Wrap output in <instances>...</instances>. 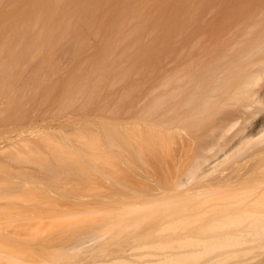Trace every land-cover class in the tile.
Here are the masks:
<instances>
[{
	"label": "bare ground",
	"instance_id": "1",
	"mask_svg": "<svg viewBox=\"0 0 264 264\" xmlns=\"http://www.w3.org/2000/svg\"><path fill=\"white\" fill-rule=\"evenodd\" d=\"M161 1L159 3L163 5L168 2V6H160V9L167 8V11L163 12H167L166 19L163 18L166 22H162V16L160 18L165 9L158 10L157 5H154L157 0L151 1L154 10L151 6L150 9L146 7L148 4L145 7L146 10L155 11L153 14L158 13L156 10L159 13L161 11V14H157L160 20L155 18L153 22V17L148 15L141 18L148 11L140 0L131 6L127 4V10L124 9L126 3H123V12L130 13V19H126L125 14L122 15L126 17L125 20L120 19L119 15L114 16L115 18L111 16L110 24H115L118 28H112L111 33L107 31L113 41H116L120 32L125 33V30L131 29L128 25L132 20H141L144 23L149 18V22H146L149 24L145 23L148 27L146 32L151 33L137 34V30L134 32L143 47L151 44L150 47L147 46V50L140 48L142 51L136 52L138 45L131 44V47L134 46L132 50L128 49L126 44V51L122 47L118 54L111 49L109 52L113 53L111 55H117L114 57L119 61L122 58L123 62L127 50H132L133 54L134 50L136 53L140 52V55L135 53L136 59L133 60L139 59V56L142 58L145 50L150 51L145 52L146 55L150 54V57L143 56L148 60H145V66L143 58L137 60L139 65H142V69H139L145 71L141 73L139 82H136L142 92L134 101L127 100V109L138 110L147 104L152 110L150 130L153 132L155 154L153 200L157 202L134 203L130 206L135 211L145 210L152 205L167 207V228L152 230L153 238L163 233L171 234V237H184L186 234L185 237L196 240L190 242L189 238L180 239V242L190 240L179 244L184 248L187 246V249H164L160 255L151 259L144 257L145 251H140L138 254L141 257L135 258L134 262L264 264V240L259 241L260 234L264 237V0ZM64 2L68 3L66 0ZM62 5V0H8L5 4H0L1 87L3 84L7 90H14L8 80L11 78L8 75L13 73L8 72L5 79L3 67L9 64L10 60L13 62L15 57L23 58L30 54L36 44L39 52L43 49L48 54L53 49L52 45H45L44 42L57 37L56 24L49 22L59 19L56 14L66 9L65 6L59 7ZM101 24L100 26H103V23ZM141 25L142 22L139 26ZM127 27L129 29H126ZM129 31L125 39L130 38ZM97 36L98 41H103V44L108 40V36L106 38L103 34ZM144 42L149 43L145 45ZM116 47L117 51L121 48ZM93 49H90L89 40L86 38L84 51L77 57L79 65H75V62L73 64L74 60L70 59L65 65L69 67L52 71L51 74L50 70L46 74L45 70L49 67L43 58L37 61L36 67L29 75L33 81L26 85L24 92L18 97L20 113H23V116L17 112V117L24 118L23 121L12 129L0 128V154H109L106 146L100 142L105 138V132L99 129L94 133L91 130V121L101 123L95 114L96 117L91 118V105H87L82 114H79L81 111L78 107L73 109L74 111H66L68 113L59 109L62 105L70 104L71 98L75 97V89L69 81L71 76H76V72L81 68L82 74L78 72L80 74L73 80L74 87H79L82 83L81 77L84 79L86 74L90 78L89 74L94 73L90 64L94 62L93 59L95 63L98 60L99 64L101 58H95ZM84 52L86 54L82 55ZM110 56H107L108 66L116 61ZM86 59H89L88 64ZM126 60L125 58L123 63L116 62L121 68L126 64ZM105 61L100 60L103 68ZM95 63L94 66L101 67V64ZM148 63L150 64L147 65ZM107 65L105 72L110 68ZM115 66L108 69V72L112 74ZM143 67L150 68L145 70ZM115 71L116 69L114 73ZM48 74H53L56 78L48 81ZM97 74L96 70L91 75L94 77ZM88 80L86 84H89ZM108 83L110 85L109 81ZM103 84L100 82L104 87ZM59 86L62 95L58 94ZM45 88H49L51 94L45 100L47 102H42L38 92ZM54 95L56 96L53 97ZM38 101L46 104L43 107L40 104V107ZM3 103H0V112L5 116L16 111V108H5ZM61 113L64 114L59 115ZM116 124L121 125V122ZM147 129L146 127L145 130ZM122 135L128 141L137 138L129 132ZM108 138L111 139L112 146L116 147L115 141L111 137ZM139 138L142 142L145 139L143 135ZM118 151L123 153L122 150ZM252 218L259 223H255ZM256 233H259V239L256 238ZM104 237L103 232L83 233L70 243L68 248L90 252L97 248ZM210 237L214 240L212 238L211 241ZM247 237H250L249 241H243ZM172 245L170 247H177ZM165 246L169 247L167 244ZM128 254L129 252L124 253L125 260ZM0 260L5 264H47L31 261L2 249Z\"/></svg>",
	"mask_w": 264,
	"mask_h": 264
},
{
	"label": "rangeland",
	"instance_id": "2",
	"mask_svg": "<svg viewBox=\"0 0 264 264\" xmlns=\"http://www.w3.org/2000/svg\"><path fill=\"white\" fill-rule=\"evenodd\" d=\"M7 1L0 0V4H5ZM62 1L64 5L59 7L65 6L66 9L62 13L60 11L56 14V17L59 18L56 22H49V24H56L57 37L44 42L45 45H52L53 49L48 54L43 49L39 52L37 50L38 44H36L30 54L23 58L15 57L13 62L10 60L9 64L3 66L5 68V79L8 72L13 73V75H8V77H11L8 80L11 81L9 84L13 86L14 90L9 91L2 84V87L0 86V103L4 102L5 108H16V111L6 116L3 112H0V128L9 127L12 129L23 121L24 118L17 117V112H21L18 97L24 92L26 85H30V82L33 81L29 75L36 67L37 61L43 58L47 62L49 68L47 67L48 69L45 70L46 74L49 70V74H51L52 71L64 70L69 67V65L65 67L67 60L68 63L74 60L73 64L75 62V65H79L77 64L79 63L77 57L78 54L84 51L85 40L88 38L90 49L94 48L93 55H95V58L97 56L98 59L101 58L99 59L101 67H97L94 66L95 59H93L94 62H91L92 57H88L91 58V64L93 63L90 64V69H93L94 73L97 70V73H102V75L97 74L93 77L91 74L94 73L89 69V72H91L89 74L90 78L86 74L84 79L79 75L82 83L79 87H74L75 81L73 80L81 73V68L78 69L77 75L71 76L73 79L70 78L69 80L70 85L75 89V97L71 98L70 104L62 105L59 109L64 113H68L78 107L81 113L78 109L76 110L79 114H82L85 107L91 105L93 108L89 109L90 112L89 110L88 112L93 116L90 117L94 119L97 116L101 120L99 124L91 121V130L94 133H97L99 129L105 132V138L101 139L100 142L106 146L109 154H87L86 156L82 154H0V249L28 258V260L31 259V261L47 264H137L134 259L141 257L138 254L140 251H145L146 255L144 257L151 259L160 255V252L164 249H187V246L185 248L179 246L184 241L180 242V239L189 238L185 237L186 234L184 237L183 235H172L171 237V234L164 233L157 235L159 237L153 238L151 236V234H154L151 232L152 230H165L167 228L165 222L169 213L167 207L161 205L154 207L152 205V207L150 206L145 210L135 211L130 206L134 203H153L156 201L153 200L155 198L153 189L155 154H153V132L150 130V126L152 127V110L147 104L138 110L137 108L127 109V100L134 101L142 92V88L136 82H139L141 73L145 71L139 69L142 65H139L140 62L137 60H141L143 56L145 57V52L149 51H146L147 46L150 47L149 45H151L147 44L149 42H144L147 46L143 47L142 42L137 41L134 32L136 30L139 32H136L137 34L146 32L148 30L146 24H149L146 22L149 18L144 23L141 20H132L135 25L130 22L128 27L131 29L126 28L131 30H128L130 32L129 39H125L126 33L128 34L127 30H125V33L120 32L116 41H113L109 34L112 28H118L115 24L113 25L115 27L110 24L111 16L118 17L119 15L120 19L125 20L126 17V19H130V13H127V15L123 12L122 4L126 3L124 9L127 10L128 6H131L132 3L136 4L140 0H66L68 3ZM151 1L154 2L155 0H149L150 3ZM157 1V4L154 2V5H157L156 7L159 10L163 4L159 3L160 0ZM149 2L148 0L146 2L142 0L145 10L149 6L154 10L153 2L151 5ZM127 4L130 5L127 6ZM147 4L148 6H146ZM59 7L57 6L58 12ZM163 9L165 8L160 10ZM166 9L162 11L163 15H160V18L162 16V22L166 19L165 14L167 12L163 13L167 11ZM69 10H72V12ZM146 11H148L147 14L141 18L151 16L153 17L152 21L159 18L157 14H161V11L159 13L157 10V14H153L155 11ZM124 14L126 17L122 16ZM99 20L103 23V26H100L102 24H99ZM140 21L142 22L141 26H139ZM136 23L139 25L137 26ZM107 31H110V33ZM148 32L151 33V31ZM98 34H103L106 38L108 36L107 39H110L109 43L111 45L106 38L107 45H105L106 42L104 44L103 41L99 42ZM105 34L107 35L105 36ZM138 42H141V44ZM126 44L128 49H134V46L138 45L139 47L136 46L135 48L136 52H141L140 48L146 49L145 52L143 51L145 55L142 53L141 58L139 56L140 52L136 53L134 50L133 54V49L129 50L130 52L127 50L125 58L130 61L127 62L126 60V64L120 68L121 65L116 62L119 60L114 57H117V55H111L113 53L110 54L109 52L111 49L118 54L123 49L122 47L126 51ZM131 44L134 46L131 47ZM116 46H121V48L119 47L117 51ZM97 51H99V54H97ZM128 53L130 54L127 55ZM135 53L139 54L136 55L139 56L137 60H133V58L136 59ZM84 54L86 53L84 52L82 55ZM109 54L116 61L113 58L109 59L114 60L116 63L113 62L119 66H115L112 61H109L112 65L110 63L109 66L107 65ZM149 55L147 53L146 56ZM125 58H123V62ZM76 59L78 62H76ZM103 59L106 60V65L110 67L106 69L107 72L108 69L115 66L114 69L116 71L118 69V73L116 71L114 73V69H112L113 75L108 72L109 76L104 71L106 65L104 64L103 68V62L100 63V60ZM121 59L119 62H122ZM145 60L148 61L147 59H144V62L142 61L144 66L146 65ZM88 61L89 59H86V64H88ZM97 64L98 60L95 65ZM146 67L143 68L145 70L150 68L146 69ZM49 74L47 75L49 77L48 81L55 77L53 74L50 77ZM105 76L107 77L104 79ZM86 77L87 80L89 78L88 85L86 84ZM147 80H149V76H147ZM108 81L110 85L107 84ZM111 81L113 85H111ZM100 82L101 84L104 83V87L100 85ZM38 93H40L43 102L50 96L51 91L49 88H45ZM58 94L62 95L60 86ZM42 102L38 101V105L42 104L43 107L46 103L43 104ZM95 109L96 111H94ZM20 114L23 116V113ZM118 121L121 122V125L116 124ZM146 127L147 130H145ZM124 132L134 134L137 138L128 141L122 135ZM140 135L145 137L143 142L139 138ZM108 137L115 141L116 147L112 146L111 139ZM118 149L122 150L123 153L119 152ZM252 220L254 219L252 218ZM255 223H259V221ZM90 232L105 233L104 239L96 249L90 252H80L68 248L69 244L74 242L79 235ZM258 236L259 233H256V238ZM260 237L261 239H258L262 242L264 237L262 238L261 234ZM212 238L210 237L211 241ZM249 238L247 237L243 241H249ZM189 239L191 241L188 239L185 241L194 242L196 240L192 237ZM166 244L169 247H166ZM172 244L177 247H170ZM125 252H129L127 260L124 259ZM0 264L5 263L0 262Z\"/></svg>",
	"mask_w": 264,
	"mask_h": 264
}]
</instances>
